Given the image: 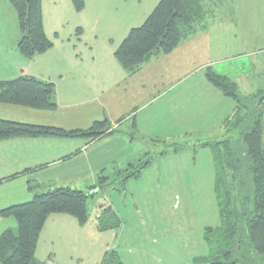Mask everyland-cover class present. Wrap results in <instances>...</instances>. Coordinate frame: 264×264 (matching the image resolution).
Listing matches in <instances>:
<instances>
[{"label": "crops", "instance_id": "1", "mask_svg": "<svg viewBox=\"0 0 264 264\" xmlns=\"http://www.w3.org/2000/svg\"><path fill=\"white\" fill-rule=\"evenodd\" d=\"M46 1L50 5H43L41 0L42 28L52 47L26 59L16 47L18 28L13 43H0V81L32 77L49 83L56 107L36 110L0 104V120L74 131L87 130L106 119L110 131L96 139L49 136L0 140V211L27 203L47 188L63 187L87 193L92 199L97 194L118 217L110 196L99 188L101 178L109 184L117 172L149 159L144 173L165 159L196 152V147L210 149L202 145L231 137L223 121L232 116L237 102L207 81V71L232 83L242 98L264 95V0H204L206 27L184 38L170 53L151 56L132 73L121 68L114 52L131 29L144 23L160 0L143 8L121 6L120 13L115 5H86L77 12L73 5H56L57 1L68 0ZM67 14L73 22L65 20ZM186 162L191 164L190 160ZM199 182V178L192 177L190 185ZM196 194L192 200L201 201ZM215 206L214 214L219 219ZM97 217L91 225L87 220L80 226L68 215L48 216L35 257L40 242L54 232L48 225L58 226L62 232L68 229L65 234L71 235L73 249L84 247L80 251L93 252V264H100L107 252H115L122 264H148V245L167 242L168 232L172 235L173 228L162 227L158 233L145 222L123 235L125 227L120 220L116 230L100 231ZM213 222L208 226L199 223L193 230L207 251L204 253L199 245L187 264L190 259L193 264L194 259L208 255L204 231L217 227ZM15 227L14 219L0 216V234ZM102 238L106 242L93 247ZM165 249L170 252L167 245Z\"/></svg>", "mask_w": 264, "mask_h": 264}, {"label": "trees", "instance_id": "2", "mask_svg": "<svg viewBox=\"0 0 264 264\" xmlns=\"http://www.w3.org/2000/svg\"><path fill=\"white\" fill-rule=\"evenodd\" d=\"M17 17L19 28L18 52L26 59L43 54L52 47L46 38L41 19V0H7ZM76 11L84 0H71ZM204 0H160L144 23L131 29L114 52V58L127 73H132L151 56L168 54L187 36L203 30L206 11ZM207 81L237 102L232 116L223 121L227 132L235 133L236 141L206 143L213 156L214 194L220 223L206 228L204 240L209 253L196 258L193 264H237L241 250L240 238L248 235L251 255L258 258L252 264H264V111L257 107L263 93L242 98L235 86L225 78L206 72ZM0 104L36 110H53V86L32 77L0 81ZM110 124L104 119L87 130L33 126L0 120V140L17 137H62L96 139L109 134ZM233 142V143H232ZM176 151V150H175ZM165 153H160L164 155ZM149 165V159L116 173L123 184L138 178ZM106 178L99 181L104 189ZM95 188V187H94ZM87 193L69 188H47L31 201L0 211L1 218H12L14 229L0 234V264H46L35 257L40 233L48 216L63 214L73 217L80 226L88 220L85 201ZM100 231L114 230L120 221L111 208H104L97 217ZM246 261V260H245ZM100 264H122L115 252L105 253Z\"/></svg>", "mask_w": 264, "mask_h": 264}, {"label": "rangeland", "instance_id": "3", "mask_svg": "<svg viewBox=\"0 0 264 264\" xmlns=\"http://www.w3.org/2000/svg\"><path fill=\"white\" fill-rule=\"evenodd\" d=\"M154 2L153 0H84V7L86 5H115V9L120 13L121 6L127 9L128 6L141 5L143 8L146 5H156V2ZM43 5L50 4L44 0ZM56 5H73V3L71 0H68V2L61 1V3L57 1ZM210 7L213 11L214 5ZM73 9L75 10V8ZM14 12L7 0H0V43L9 45L14 42L12 36L18 33L17 17ZM64 18L67 21H74L69 14ZM261 110L264 111V105ZM236 138L235 133H232L231 137H222L221 141L232 140L235 142ZM162 149L160 148V151ZM195 149L196 152L191 151L185 156L170 160L165 159L161 165L154 166V168L144 173L141 172V177L135 181H129L125 185L122 181L123 178L110 179V185L103 189V193L110 196L113 208L125 227L123 235H126L131 227L144 225V222L147 227L157 228L158 233H161L160 228L162 227L173 228L172 235L168 232L169 239L167 242L160 241L158 245H148L146 252L148 254V264H187V259L193 256L199 245L204 250V253L207 251L204 242L193 231L195 227L199 223L211 225L214 221L212 225L216 223L217 226L220 223V220L214 214L215 204L217 203L214 201L212 191L215 176L212 152H210V149L201 150L198 147ZM189 160L191 164L186 162ZM192 177L199 178L200 182L198 185H190ZM169 180L177 182L169 183ZM194 190L198 192L197 194H199L201 201L192 200V197L196 194ZM94 196V199L87 197L85 201L89 221L87 225H91L92 221L94 222V217L97 214L99 215L104 208H110L108 205H104V200L100 196L98 197L97 194ZM89 217H92L91 220ZM49 228L54 232L51 233L49 239L45 238V240L40 242L36 253L37 260L46 264H93L91 257L93 252H89V250H86V252L80 251L84 247H81L80 250L73 249V243L70 242L72 239L71 235L69 233L65 234V232H69L68 229L62 232L63 229L58 230V226L48 225ZM164 235L163 233V235L158 236ZM51 237L54 242H51ZM104 239L97 241L93 247H101L106 242ZM240 242L241 250L238 255H233V260H239L237 264H252L258 257L250 254L248 235L243 234ZM194 244H198L197 247H193ZM165 245H167V249L170 252L166 251ZM50 253L53 255L49 257ZM73 253L76 254L73 255ZM77 255L82 258L78 260Z\"/></svg>", "mask_w": 264, "mask_h": 264}, {"label": "water", "instance_id": "4", "mask_svg": "<svg viewBox=\"0 0 264 264\" xmlns=\"http://www.w3.org/2000/svg\"><path fill=\"white\" fill-rule=\"evenodd\" d=\"M262 104H264V95H262L257 102V107H260Z\"/></svg>", "mask_w": 264, "mask_h": 264}]
</instances>
